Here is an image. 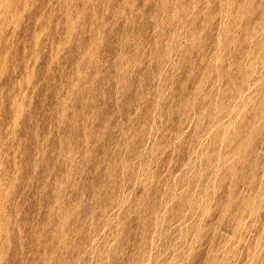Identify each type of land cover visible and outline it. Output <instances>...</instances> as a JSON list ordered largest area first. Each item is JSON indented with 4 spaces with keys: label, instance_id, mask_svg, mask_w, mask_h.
Segmentation results:
<instances>
[{
    "label": "rangeland",
    "instance_id": "rangeland-1",
    "mask_svg": "<svg viewBox=\"0 0 264 264\" xmlns=\"http://www.w3.org/2000/svg\"><path fill=\"white\" fill-rule=\"evenodd\" d=\"M0 264H264V0H0Z\"/></svg>",
    "mask_w": 264,
    "mask_h": 264
}]
</instances>
